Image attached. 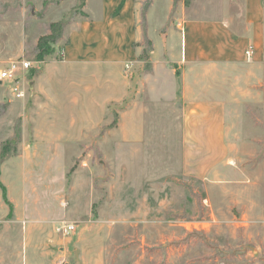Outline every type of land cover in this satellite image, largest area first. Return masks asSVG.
<instances>
[{"label":"rangeland","instance_id":"obj_1","mask_svg":"<svg viewBox=\"0 0 264 264\" xmlns=\"http://www.w3.org/2000/svg\"><path fill=\"white\" fill-rule=\"evenodd\" d=\"M63 1L0 0V69L32 65L21 98L0 83V264H264V38L256 60L199 70L225 117L190 120L188 131L180 104L150 96L146 25L133 40L131 24L118 33L114 0L106 24L91 16L96 1L86 17ZM243 14L242 0H174L171 12ZM59 22L54 53L35 62L38 39ZM81 22L92 47L107 27L122 60L73 63L69 36ZM68 223L73 234L56 231Z\"/></svg>","mask_w":264,"mask_h":264},{"label":"crops","instance_id":"obj_2","mask_svg":"<svg viewBox=\"0 0 264 264\" xmlns=\"http://www.w3.org/2000/svg\"><path fill=\"white\" fill-rule=\"evenodd\" d=\"M89 1H96L101 9L95 16L88 12L89 9L87 10L90 7ZM110 1L113 0H81L83 3L80 9L81 14L96 17L94 22L97 24H106ZM146 1L123 0L122 6L118 9L121 0H114L115 7L112 15L117 17L118 24L122 25L118 31L120 35L127 33L125 25H133L132 32H129L133 40H140L142 37L138 24L146 25L145 35L152 42L154 58L152 65L154 78L149 85L150 96L157 94L164 97L167 103L180 104L181 117L188 120L184 125L188 131L192 128L190 120L201 121L203 126L205 121L224 119L225 107L220 95L217 98L207 95L206 81L202 78L198 79V73L199 70L203 71L208 68L242 66L247 61L244 52L249 46L254 47L252 60L261 57V40L264 38L262 0H242L243 18L236 15L231 18L211 20L171 16L174 0H165V9L159 17L153 15L157 0H148L146 14L142 16L140 8L145 5ZM70 2L74 7L78 6L80 0L79 2L78 0H64L60 7ZM67 14V12L64 13L62 18ZM85 24L86 22H81L79 30L69 36L70 44L67 47V55L72 57L73 63L88 65V62L100 61L106 64L114 60H117L114 62L122 60L124 54L116 50V44L111 45L109 42L107 27L102 26L97 31L100 37L96 36L95 40L98 41L92 47L93 34L89 35ZM75 38L74 43L72 40ZM104 54L110 56L106 57ZM165 76L171 78L170 83L163 80ZM207 83L212 84V81H207ZM206 129L209 127H203L200 130L205 134L208 133ZM4 210V208L0 209V215L4 213Z\"/></svg>","mask_w":264,"mask_h":264},{"label":"built area","instance_id":"obj_3","mask_svg":"<svg viewBox=\"0 0 264 264\" xmlns=\"http://www.w3.org/2000/svg\"><path fill=\"white\" fill-rule=\"evenodd\" d=\"M244 56L247 61L252 59V46H249L245 50ZM30 68H32V65L28 61H11L3 69H0V83L8 82L11 85L10 91L14 98H21L23 96L18 83L19 79L22 78V75L26 73ZM56 231L62 233L65 236H68L75 232V225L71 223L62 224L56 228Z\"/></svg>","mask_w":264,"mask_h":264},{"label":"trees","instance_id":"obj_4","mask_svg":"<svg viewBox=\"0 0 264 264\" xmlns=\"http://www.w3.org/2000/svg\"><path fill=\"white\" fill-rule=\"evenodd\" d=\"M123 0L118 7V9L122 6ZM83 6V3L79 2L77 9L80 10ZM61 23H53L50 25V34L42 36L37 41V54L34 58L35 62H43L44 59L54 53L53 45L55 44L56 39L58 38L59 31H61ZM0 189L2 190L3 199L5 201V189L0 183Z\"/></svg>","mask_w":264,"mask_h":264}]
</instances>
